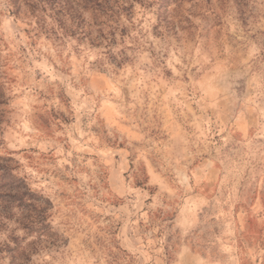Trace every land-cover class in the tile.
<instances>
[{"label": "rangeland", "instance_id": "374dc122", "mask_svg": "<svg viewBox=\"0 0 264 264\" xmlns=\"http://www.w3.org/2000/svg\"><path fill=\"white\" fill-rule=\"evenodd\" d=\"M123 1L96 41L0 0V158L59 241L26 264H264V0Z\"/></svg>", "mask_w": 264, "mask_h": 264}, {"label": "trees", "instance_id": "16d2710c", "mask_svg": "<svg viewBox=\"0 0 264 264\" xmlns=\"http://www.w3.org/2000/svg\"><path fill=\"white\" fill-rule=\"evenodd\" d=\"M47 4L58 17L60 26L65 29L71 27L80 18L84 20L87 13L93 18L101 19L99 24H95L99 27L100 33L95 38L96 41L107 39L104 28H112L113 24L132 8V5L123 0H47ZM68 21L73 23L67 25ZM81 30L85 34L84 26ZM115 31L116 28L110 30L108 34L114 36ZM10 161L0 158V229L6 222L12 221L13 217H19L17 219L19 225L28 234L35 235L36 240L30 242L27 249L22 248L17 240L12 239L11 244H5L0 252L8 256L10 264H26L33 254L39 253L42 249L58 247L59 241L58 235L48 222L47 207L43 198L23 186L15 188L14 184L22 183V180L12 174ZM14 209H18V212L14 213Z\"/></svg>", "mask_w": 264, "mask_h": 264}]
</instances>
